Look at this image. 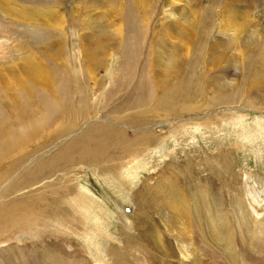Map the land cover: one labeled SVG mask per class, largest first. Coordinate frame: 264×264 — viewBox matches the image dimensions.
Listing matches in <instances>:
<instances>
[{"label": "rangeland", "instance_id": "rangeland-1", "mask_svg": "<svg viewBox=\"0 0 264 264\" xmlns=\"http://www.w3.org/2000/svg\"><path fill=\"white\" fill-rule=\"evenodd\" d=\"M138 1L142 0H68L54 8L51 16L34 13L40 29L23 25L8 38L0 36V45H7L0 52V85L12 80L7 94L16 91V79L28 76L24 64L32 58L58 69L56 77L65 75L78 107L91 111L88 117L73 113L55 124L53 139L36 152L27 148L32 153L20 165L12 166L8 161L0 164V172L9 166L2 184L0 181V208L30 204L36 198L43 206L32 223L20 220V225L16 223L9 233L1 235L6 238L0 237V264H17L11 260L19 257L20 264H151L148 254H162L151 245L176 242L179 230L185 235L184 241L191 234L190 220L185 224L182 212H172V204L165 200L174 199L180 189L179 196L186 192L180 198L187 214L194 212L191 223L196 216L204 220H199L201 234L193 239L203 264H264V0L241 7L247 14L234 19L233 24L225 12V19L219 18L223 0H176L169 18H164L169 13L164 7L169 0H144L148 33L145 38L139 33L145 46L141 51L155 39L156 56L162 52L163 67L167 63L164 60L172 56L169 49L184 45L182 33L193 26L199 33L195 39H199L200 55L212 52L204 61V56L200 57V64L211 65L214 56L219 62L214 66L221 67L210 79H202L204 95L198 102L204 104L200 109L170 116L150 112L135 118L130 113L145 106H135L133 87L116 96L111 75L123 61L118 46L123 34L113 28L137 29L130 17L123 19L127 16L123 13L133 10ZM33 2L0 0V35L10 19L18 24L20 4L38 3L42 7L49 3ZM207 4L210 9L206 11ZM188 5L192 10L197 7V12H191ZM233 10L237 11V6ZM109 38L113 46L105 49L103 40L108 43ZM242 48L246 50L243 60L238 53ZM48 49L53 56L47 54ZM224 49H228L226 54ZM205 70L200 71L197 65L193 79L205 75ZM106 115H125L130 120L121 123ZM113 130L125 135L121 140H136L130 155L112 153L109 158H92L84 152L83 158L81 143L89 144L90 137ZM62 151L67 153L64 157ZM35 157L43 159L37 158L36 163ZM145 202L149 206L148 222L141 230L145 216L139 209ZM130 223L134 227L130 228ZM188 224L190 230L184 227ZM24 239L28 244L38 240L39 246H21ZM174 256L172 264H176Z\"/></svg>", "mask_w": 264, "mask_h": 264}, {"label": "bare ground", "instance_id": "bare-ground-1", "mask_svg": "<svg viewBox=\"0 0 264 264\" xmlns=\"http://www.w3.org/2000/svg\"><path fill=\"white\" fill-rule=\"evenodd\" d=\"M32 1L37 2L39 0H32ZM47 1L49 3L46 4L45 6H42V7H39L38 3H36V5L31 4L30 6H28L26 4H24V5L20 4V6L22 8L19 9L20 10V14H19L20 17L17 18L18 24L16 22H15L16 24H14V21L12 19H10V21L7 22L6 25H4L5 28L2 30L4 34L0 35L1 38H4V39L8 38V36L11 33L18 32V27L23 26V25L30 26L31 28L40 29V27L37 25L38 23H35V22H38V18H34V15L37 14L40 16L41 15H50L51 16L52 13H54V11H53L54 8H59V7L64 6L68 0H47ZM69 1H73V0H69ZM165 1H167V0H165ZM212 1L215 2V0H211L210 2H212ZM254 1L257 2L258 0H223V4L220 6L221 17L219 16V18H221L222 20L225 19V17H224V12H225V13H227L226 16L229 17V19L228 18L227 19L230 21L231 24H233L234 19L239 18V17L247 14L246 10H241L240 8L250 6V5H252V3ZM259 2H263V0H260ZM29 3H31V2H29ZM143 3H144V0H142L140 2L138 1L137 4L135 5V7L133 8L134 12H132L133 11L132 9H128L127 10L128 12L126 11L125 13H123V14H127V16L124 15L126 17L125 18L123 17V19L130 17V20L133 21L130 23H132V24L134 23V25L136 26L137 29H135V27L132 26V27H130V29L128 28L129 30L127 31L125 29H122V27L120 25L113 28V30H115L117 33L123 34L121 40L118 43L119 44L118 46H121L120 57H123V59H122L123 61L120 62V64L117 63V65L115 66V69L111 75L112 83L114 84V91H115L116 96L117 95H118V97L123 96L125 94V92L128 91L129 88L131 90V88L133 87L134 90L132 91V93L134 92L136 94L135 106H142V107L145 106L141 110H137V111L135 110V111H132L131 113H130V111L128 112V113H130V116H135V118L137 116L146 115V113H150V112H152L151 114H157V115L161 114L164 116H170V115L180 113V111L181 112L182 111H194V110L200 109V107L203 106V104H204V103L198 102V101H200V99H198V97H203V95H204V89L202 88L203 84H201L202 79H210L211 76H214L213 74L216 73L215 69H217L218 67H221V65H218L217 67L214 66V64L219 63V62H216V59L214 60V56H211V58H213V61L210 62V63H212L211 65H207V63H205V62H202L200 64V59H201L200 57L204 56V53H202L203 51L200 50L202 53L200 55V52L198 50V48L200 49V45L199 46L197 45L198 44L197 41L199 39L198 40L195 39L196 37H198L199 33L197 34L195 32L194 28H192L193 27L192 26L190 29L188 28L189 30L185 29L184 34L182 33V37H184V45L179 44L175 48L169 49V53H172V56L170 57L169 61H168V58H166L167 60H164V61H166L167 63L164 64L163 67H161L160 61H161V57L163 56V54L161 51L158 50L160 55L156 56L155 44H157V43L155 42L156 41L155 39H152L146 45L147 48H145V49H147V50L141 51L143 49V48L141 49V47L142 46L145 47V46L143 45V42L141 41L142 39L141 40L139 39V37H140L139 33H141L142 35L144 34L143 38H145L146 37L145 34L148 33L147 32L148 31V25H147L148 20L145 21V19H144L148 15V12H147V9L145 8V6L143 5ZM174 4H176V0H169L168 5H164V7L165 6L168 7V10H169L170 7L173 8L172 6ZM233 5L237 6V8H238L237 11L233 10L234 9ZM207 7H208V9H210L209 5L207 4L206 5V11H207ZM190 8L191 7L189 6V9ZM196 9H197V7H196ZM196 9H194V10L190 9V11L196 13L198 10V9L197 10ZM200 9H202V8H200ZM202 11H205V7H203ZM170 13L173 14L169 10V13L167 15H165L164 18H167L170 15ZM142 15H144V16H142ZM191 16H193V14ZM7 19H9V18H7ZM126 22H128V21H126ZM110 25H111V22H110ZM112 25H113V23H112ZM43 30H47V29H43ZM0 31H1V29H0ZM207 31L203 37V38H205V42L207 40L206 37H207V34L209 32V31L208 32ZM163 33H165V32H163ZM149 35H150V33H149ZM200 36H202V35H200ZM151 38H153V36H151ZM163 39H165V38H163ZM143 40H145V39H143ZM157 40H159V39H157ZM108 41H110V42H108L109 45H107L108 43L106 42V39L103 40V47H105V49L108 46H113V39L109 38ZM159 41H161V40H159ZM163 42H165V41L163 40ZM163 42H162V45L164 47L165 44ZM145 44H146V42H145ZM212 44H213V42H212ZM6 46H7L6 43L1 44L0 45V52ZM203 46H204V44H203ZM212 46L213 45L209 46L210 51H213V50H211L213 48ZM1 47H3V48H1ZM9 50H8V52H9ZM227 50L226 51H225V49L223 50V51H225V54L227 53ZM46 51H47V49H46ZM2 52L4 53V51H2ZM262 52H264V51H262ZM209 53L212 54V52H207L203 58V61L205 60V58L207 57V54H209ZM238 53L241 55L242 60L244 57H246V50L245 49L242 48V50H239ZM47 54L53 56L51 53H49V49H48ZM141 54H144L143 58H141V56H142ZM258 57H260V56L258 55ZM197 65H198V68L200 71H202L203 68H204V70L206 69L205 70L206 74L205 75L204 74L198 75L196 78L193 79V71L196 70ZM24 66L26 67V72H27L28 76L21 77L22 78L21 81L16 79V82L18 84H17L16 91L14 93L7 94V91H6V89L8 88L7 86L10 85V83L12 81L11 79L6 80L5 82H2L0 85V164L2 162L8 161V162L13 164L12 166L20 165L24 160H26V158H28V156L32 152H36L38 149L45 146L50 139H53V137L57 134V131L55 130L56 127L54 128L55 124L61 122L62 119L67 118L68 116H70L73 113L74 114L76 113L79 116V112H80L82 115L84 114V116H86V117H88V115L91 114L90 113L91 111L84 109L83 107H81V108L78 107V105L76 104L74 99L71 97V93L69 90L70 86L68 84L67 77L61 73L59 76L56 77V73L60 72L58 69L52 70L49 67L38 63L36 60H32V58H31V60L27 59ZM223 70H225V69H223ZM212 72H213V74H212ZM16 82H14V83H16ZM77 92L80 94V91L77 90ZM129 93H130V91H129ZM70 103L73 105V112L71 110L72 108L70 106ZM150 106H152L153 108ZM76 107H78V108L76 109ZM148 107H150V109H146ZM107 118L114 120V121H120L121 123H125L126 121L130 120V118L128 120V117H125V115H123V116L111 115L110 117L107 116ZM123 119H125V122L122 121ZM68 125H71V127H72V123H70V121H69ZM65 128L66 129L68 128V126H66V124H65ZM124 136L125 135H123V134L120 136V132L114 131V130L103 132L102 134H97V135L90 137L88 139L90 141V143L92 141V143H93V144L91 143L92 145H89L90 143L89 144H87V143L84 144V142L81 143V145L79 147L80 152L83 155V158H84V152H86L87 156H90L92 158L93 157L109 158L116 153H119L122 155L125 153L127 155H130V153L132 152V148H131L133 146L132 144L136 143V140L133 141L132 143H129L128 141H124V140L120 139V137H124ZM27 148L28 149L31 148L32 152L29 153ZM112 153H114V154H112ZM66 154L67 153L62 151L60 155L62 157H64ZM35 158H33V159L37 163L38 160H37V158L36 159ZM40 158H38V159H40ZM41 159H43V158H41ZM8 172H9V166L8 167L6 166V169L4 167V170L2 172H0V181L3 178V176L7 175ZM198 179H197V181H198ZM1 184H2V181H1ZM176 185H177V187L179 186L178 184H176ZM163 187H165V186H163ZM173 188L175 189V187H173ZM179 188H181V187H179ZM165 189H166V187H165ZM182 189H183V187H182ZM160 191H162V189ZM164 191L167 192L168 190L166 189ZM178 191H175V198L174 199H172L170 201L171 198L169 197L170 199H167L168 198L167 197L165 200L167 203L172 204L171 205L172 212H174V213L182 212V216H184L183 218L185 220V224H186V221L190 220L191 225L188 224V226L185 225L184 227L188 228V227L192 226L191 227L192 230H190V228H188L190 230L191 234L187 238L188 241H184L182 239L185 238V235L182 231L179 230L176 233L177 234V236L175 237L176 242L173 243L171 241L172 244L171 243H169L168 245L165 244L167 246H165V245L162 246L161 243H159V245H158V243L151 245V248H155V249L157 248L162 253L159 255H153L151 253L150 254L147 253L149 255V261L151 262V264H172L171 262H174V260L172 261L171 258L174 255H175L174 259H176V264H203L204 263L202 258L198 259V255H200V254H198L199 252H198V249L196 248V246L194 247V245H193V242H194L193 239L195 237L197 238L199 236V234H201V231L199 229L200 221H204V220L198 219L199 217L196 215H199V214H196L195 215L196 217H194L195 219L193 220L194 225L191 223V220L193 218L190 219V217H192L194 212H192L193 214L191 215V211H190V213H189L190 216H187V215H189V214H187L189 211L185 208L186 204H182V200L180 198V196L182 194H185L186 192L185 193L181 192V195L179 196L178 193H180L181 189L179 192ZM167 194H169V193H167ZM160 195H162V194L160 193ZM192 195H194V194H192ZM149 198H151V197H149ZM186 198H188V197H186ZM195 198H194V200H195ZM151 199H154V197ZM183 199H184V197H183ZM41 201H43V199ZM151 201H153V200H151ZM39 203H40L39 198H36V199H33L30 202V204L22 202L19 204H12L10 206H2L0 208V222H2V223H0V237L5 239L6 237H2L1 235H4V233H9L14 228L16 223H18V225H20L21 223L19 224V222H18L20 220L23 222H26V223H27V221H30V223H32V218L36 215V213L39 212L38 208L40 206H42ZM207 204H209V202ZM183 205H185V207ZM147 207L149 208V206L145 202L142 205V208L139 209V211H141V214L143 213L145 216L143 219L145 221L140 222L141 230L145 229L144 228L145 224H147V222H148V220L146 219ZM168 207H170V206H168ZM204 207H206V206H204ZM42 208H43V206L41 207L40 210H42ZM195 209L193 208L194 211H195ZM189 210H191V209H189ZM55 211H56V209H55ZM196 211H197V209H196ZM205 212H206V210H205ZM134 216H135V213L133 212L131 214V217H134ZM210 216L212 217V215H210ZM172 217L173 216H171V220H172ZM169 219H170V217H169ZM171 222H173V221H171ZM209 222H210V220H209ZM202 223H204V222H202ZM131 225L133 226L134 224L130 223V225H129L130 228H131ZM172 225H173V223H172ZM168 226H169V228H171L169 223H168ZM182 227L183 226H181V228ZM25 229L26 228L24 227L23 230H25ZM205 229H209V228H205ZM38 231H40V230H38ZM209 233H211V232H209ZM216 233H217V231H216ZM12 234H14V233H12ZM28 234H31V233H28ZM141 234H142V232H141ZM217 235H219V234H217ZM221 237H220V239H221ZM49 238H51V237H49ZM44 239L45 238H43V240ZM207 239H209V237ZM166 240H167V238H166ZM195 240L199 241L200 239H195ZM45 241H48V239H45ZM218 241L222 242V244H223V241H220V240H218ZM23 243H21V246L30 245V247L33 249L39 246L38 240H36V241L34 240V244L33 243L28 244L26 242V240L24 239ZM210 244H212V243H210ZM224 246L227 247V245H224ZM204 253H205V251H204ZM210 257H213L212 251H211ZM217 258H216V260H217ZM20 259H21L20 257L17 261H16V259H12L11 262L15 261L17 264H20Z\"/></svg>", "mask_w": 264, "mask_h": 264}]
</instances>
